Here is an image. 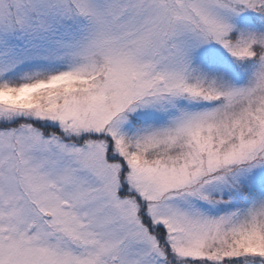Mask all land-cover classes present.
Segmentation results:
<instances>
[{
	"label": "snow or ice",
	"instance_id": "6c2138e0",
	"mask_svg": "<svg viewBox=\"0 0 264 264\" xmlns=\"http://www.w3.org/2000/svg\"><path fill=\"white\" fill-rule=\"evenodd\" d=\"M0 264H264V0H0Z\"/></svg>",
	"mask_w": 264,
	"mask_h": 264
}]
</instances>
